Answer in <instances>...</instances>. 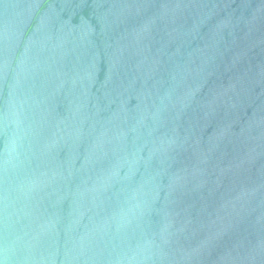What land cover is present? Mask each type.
Segmentation results:
<instances>
[{"label": "water", "instance_id": "95a60500", "mask_svg": "<svg viewBox=\"0 0 264 264\" xmlns=\"http://www.w3.org/2000/svg\"><path fill=\"white\" fill-rule=\"evenodd\" d=\"M0 264H264V0H0Z\"/></svg>", "mask_w": 264, "mask_h": 264}]
</instances>
